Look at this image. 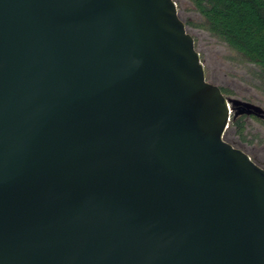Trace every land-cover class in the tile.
<instances>
[{"label": "water", "instance_id": "95a60500", "mask_svg": "<svg viewBox=\"0 0 264 264\" xmlns=\"http://www.w3.org/2000/svg\"><path fill=\"white\" fill-rule=\"evenodd\" d=\"M233 111L174 0H0V264H264Z\"/></svg>", "mask_w": 264, "mask_h": 264}, {"label": "rangeland", "instance_id": "374dc122", "mask_svg": "<svg viewBox=\"0 0 264 264\" xmlns=\"http://www.w3.org/2000/svg\"><path fill=\"white\" fill-rule=\"evenodd\" d=\"M175 3L186 30L194 39L206 79L221 87L226 97L250 102L264 109V82L259 77L258 67L243 60L235 50L205 30L190 0H175ZM233 113L229 123H232ZM240 116H244L241 127L228 124L226 130L230 139L264 167V118L242 113L235 115L233 120Z\"/></svg>", "mask_w": 264, "mask_h": 264}, {"label": "trees", "instance_id": "16d2710c", "mask_svg": "<svg viewBox=\"0 0 264 264\" xmlns=\"http://www.w3.org/2000/svg\"><path fill=\"white\" fill-rule=\"evenodd\" d=\"M190 1L200 16L201 26L235 50L243 60L256 65L259 69V77L264 82V0ZM178 16L180 17L179 14ZM219 88L224 94V90ZM234 117L233 113L232 123L229 125L234 123L241 127L244 116H240L237 120H233ZM224 139L237 147L231 141L227 130L224 133ZM251 159L256 162L252 157Z\"/></svg>", "mask_w": 264, "mask_h": 264}]
</instances>
